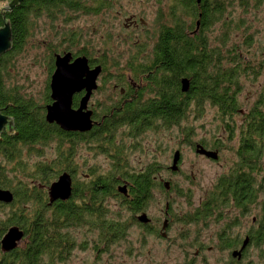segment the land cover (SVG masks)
Listing matches in <instances>:
<instances>
[{
	"label": "trees",
	"instance_id": "16d2710c",
	"mask_svg": "<svg viewBox=\"0 0 264 264\" xmlns=\"http://www.w3.org/2000/svg\"><path fill=\"white\" fill-rule=\"evenodd\" d=\"M205 5V16L201 17L203 26L197 32L190 34L179 28L174 31L163 28L155 35L149 53L145 55L150 63L135 62V55H130L125 61L122 68L131 71V74L138 68L145 71L150 69L147 81L143 79L146 82L139 89L154 92L155 98H148L142 104L138 101L127 102L112 113L104 114L101 123L129 122L142 128H168L176 125L186 141L192 127L181 121L189 112L196 116L201 114L205 102L214 106L225 138H236L233 149L235 158L226 170L216 176L198 204L191 210L181 212L175 220L198 224L195 228V234H198L199 228L223 216L224 207L233 206L238 214L246 213L251 203L256 202L258 194L263 193L259 212L254 216L255 224L249 227L247 233L250 243L264 244V82L250 106L241 111L236 97L238 68L233 57L227 59L230 64H221L218 47L219 43L226 40L229 24L222 23V35L216 37L213 45L205 34V30L221 18L222 2L206 0ZM87 9L83 0H21L10 10H3L2 14L8 19L10 26L11 46L0 54V107L3 113L11 116L13 130L16 132L1 133L0 158L15 162L23 170L26 163L18 156L22 147L27 146V149L40 153L41 150L35 148V144L40 147L52 139L54 155L49 160L34 162L30 168L29 173L37 180V184L14 182L5 175L4 164L0 163V187L11 189L15 194V201L19 203L16 207H11L2 218L3 221H0V233L9 223H16L24 230L21 243L0 255V264L64 262L73 244L69 231L65 229L68 226L86 225L89 229L95 228L102 242L118 239L124 234L127 222L118 216H107L105 197L119 195L120 206L135 214L147 205L154 187L163 188L161 182L153 177L159 166L152 162L140 170H122L119 178L112 172H100L91 167L90 176L74 179L75 168L71 159L74 153V134L60 129L54 123L46 122L43 117L45 104L49 102L48 83L42 103H36L31 97L19 93L13 85L5 84L8 60L22 49L34 18L44 15L49 20L61 17L66 21L71 17L70 11L87 12ZM2 22L0 14V25ZM78 35L75 30L63 33L65 38L62 40L66 45L62 49L51 43L46 44L49 73L53 67V53L70 50V45L79 40ZM71 52L72 56L85 55L90 64L99 62L102 67L104 65V59L90 56L84 47ZM247 72L255 77L257 69L248 66ZM182 76L189 79V87L185 92L179 89V79ZM116 78L118 75L115 82L121 85L123 80ZM127 89L133 88L128 86ZM140 106L149 109L142 111ZM234 114L240 115L239 123L235 121ZM95 129L96 133L109 130L108 126L103 125ZM108 138L95 134L93 142L101 150L110 144ZM221 139L214 137L211 145L218 149ZM63 170L72 175L71 194L64 200L57 199L47 204L45 186ZM121 178L127 180L126 195L117 193L115 189V184ZM173 188L175 185L172 183L167 190ZM27 199L31 201L29 209L25 204ZM134 214L129 219L134 220ZM231 222H225L217 232L219 247L236 244L227 233Z\"/></svg>",
	"mask_w": 264,
	"mask_h": 264
},
{
	"label": "rangeland",
	"instance_id": "374dc122",
	"mask_svg": "<svg viewBox=\"0 0 264 264\" xmlns=\"http://www.w3.org/2000/svg\"><path fill=\"white\" fill-rule=\"evenodd\" d=\"M83 1L87 5L89 0ZM139 1L141 2V0L114 1L113 7L96 14L70 11L71 17L66 21L61 17L49 20L44 15L34 18L30 34L26 37L22 49L8 60L5 84L13 85L19 93L31 97L36 103H42L50 74L46 44L51 43L62 49L66 45L62 40L65 36L62 34L75 30L79 34V40L71 44L69 49L76 51L84 47L90 56L104 59V69L96 78L97 86L91 97V101L104 103L108 96L112 97L115 94L117 88L112 89V82L117 73L122 71L127 58L135 55V62L142 61L149 53L156 35L139 30L129 31L122 26L123 16L138 9ZM219 1L223 5L221 18L217 23L210 25L205 34L213 45L216 43V37L222 35V23L229 24L226 40L222 44L219 43V54L222 65L230 64L227 59L233 57L235 63L238 60L239 66L245 67L244 71L238 72L236 78L238 84L236 97L243 111L253 102L264 82V0ZM150 15L148 13L144 19L148 20ZM248 66L257 69L255 77L247 72ZM233 116L238 123L240 115ZM181 123L192 127L188 140H184L176 125L168 128L145 127L136 141L132 138L130 142V138L126 137L124 140L126 147L120 159L125 170L130 171L140 170L147 163L154 162L159 165L160 177L169 179L175 185L171 190L154 187L152 198L142 209L154 223L159 224L160 220L155 219L161 216L160 209L163 207L164 199L170 201L173 220L168 230L170 235L168 241L171 243L169 248L167 249L168 241L165 242L166 240L153 233L144 232L143 228L135 223V219H129L134 213L120 206L119 196L110 195L104 200L107 216H118L127 222L124 234L111 242H102L95 228L89 229L86 225L68 226L65 229L69 231L73 244L64 264H185L187 261L190 264H225L229 261L232 264H264V244L254 245L248 241L243 249L244 254L237 261L229 254L232 248L238 247L249 227L255 224L254 216L259 212L263 193L258 194L256 202L251 203L246 213L238 214L233 206L224 207L223 216L199 228L198 234H195L198 224L175 220L181 212L196 206L212 186L216 176L226 170L235 158L233 149L236 144V138L232 140L225 138L221 123L216 117L215 107L206 102L201 114L196 116L189 112ZM216 136L222 139L218 146L219 157L215 160L198 155L189 144V141L200 140L206 145H211ZM53 144L54 139L40 147L35 144V148L41 150L40 153L27 149V146L22 147L18 156L26 163L23 170L15 162L0 158V163L4 164L5 175L14 182L37 184V180L29 173L30 168L34 162L49 160L54 155ZM82 145L78 146L71 158L74 167L78 166L80 170L78 172L75 169L74 179H82L80 172L84 168L94 167L100 172L109 169L110 158L104 151L99 150L96 145L88 146L86 143ZM176 148L181 153L178 170L173 172L165 166L170 163L172 151ZM26 203L30 204L31 201L27 200ZM10 208L9 205L0 206V221H3L2 218ZM225 222H231L227 233L236 244L219 247L217 232ZM183 232L185 234L182 235ZM198 248L199 255L194 257L193 252Z\"/></svg>",
	"mask_w": 264,
	"mask_h": 264
},
{
	"label": "flooded vegetation",
	"instance_id": "af4514ba",
	"mask_svg": "<svg viewBox=\"0 0 264 264\" xmlns=\"http://www.w3.org/2000/svg\"><path fill=\"white\" fill-rule=\"evenodd\" d=\"M114 1L117 2L118 0H89L87 3V7H88L87 12L93 13V14L103 12L102 10H104L106 8L108 9V7L111 8L114 6L113 5L115 3ZM219 2H221V1H219ZM141 3H142V6H141ZM205 4H206V0H141V2L139 1V3H138L139 8L136 9L135 11H132L127 16H123V21L121 24L123 27H125V29H127L129 31L139 30V31L146 32V33L157 34L163 28H167V30H169V31H174L176 28H179L183 32L191 34V33L197 32L198 29L203 26V25H201L202 24L201 17L204 18V16H205V12H206V5ZM147 12L151 15H150V18L148 20H145L144 19V17H146L145 15H148ZM118 13H119V11H118ZM144 61H146L147 63H150L149 62L150 60L147 59V57H144L142 59V61H140V62H144ZM237 62H238V60L236 61V63ZM236 63H235V65L238 68V71H237V74H238V72L243 70L245 67L239 66V64L238 63L236 64ZM88 64H89V66L99 64L100 65V72L99 73H101L103 71L102 63L94 62V63H91V64L88 63ZM151 71H152V69H151ZM130 72L131 71H127V70L125 71V69H122L121 72L117 73L118 78H116V79H122L123 80L122 84L121 85L117 84L115 82V79H114V81L112 82V89L117 88V89H115L116 91H114L115 94L112 97L108 96L107 101H104V103H102L100 101H97V102L91 101L92 93L95 89L92 90V92L90 93V96L87 100V108L91 110V115H90L91 120H92L91 127L88 130H84V131L70 130L73 132L74 139H75L74 140V152H75V150H77L78 146H80L84 143H86V145H88V146L95 145V144H93L94 143L93 137L95 134H100L101 136L109 137L108 139L110 140V144L108 145L107 148H106V146H105V148H102L101 151H104L107 154V157L110 158L109 161L111 162V164H110L107 172L114 173L117 176V178L121 177L120 175H121L122 170H125V167H121L122 164H121V160H120L122 155H123V149H125V147H126L124 140L126 139V137H128V138H130V142L132 141V138H134L136 141L137 137L139 136V133L142 130V127H136L135 124L129 123V122H120V123H113V124L101 123V118L104 114L112 113L113 110L119 109L120 107H122L127 102L138 101V102H141V104H142L144 102H147L148 98H155L154 92H151V91L146 90V89H139L141 87V85H143L147 81L146 79L149 75L148 73L150 72V69L145 71L143 68H138V70L135 71L134 73L131 74ZM143 79H145L146 81L145 80L143 81ZM128 86L133 88V89H127ZM136 87H138V88H136ZM82 93H83V90H80V91L73 94L72 102H71L72 107H76L78 98L80 97V95ZM236 94H237V92H236ZM49 101H50V99H49ZM139 109L142 111H146L149 108L145 107V106H140ZM44 111H45V107H44ZM1 112L3 113L2 110H1ZM4 114H6V113H4ZM6 115H8V114H6ZM43 117H44V115H43ZM48 123H54V122H48ZM99 125L108 126L109 130L108 131H106V130L105 131H98V133H96L95 128H97ZM149 128H151V126H149ZM12 129H13V121H12ZM2 132H6L5 128L2 129V131L0 132V135ZM195 143H200L205 148L216 149L217 152L219 151L216 147H213L212 145H206L205 143H203L200 140L199 141H197V140L196 141H189V144L193 148V150H194V144ZM180 153L181 152L179 150V158L176 162L177 168L175 170H171L169 168V164H170L169 163L168 165L165 166L166 169H169L170 171H173V172L178 170V164L180 161ZM197 154L205 157L203 154H199V153H197ZM218 157H219V152H218ZM205 158H207V157H205ZM115 162H117V163H115ZM170 162H171V158H170ZM152 163H154V162H152ZM154 165L159 166L158 164H155V163H154ZM75 169L78 172L80 171L78 166H76ZM89 171H90L89 168H87V169L84 168V170H82V172H80L81 177L90 176ZM158 172H159V168L154 172L153 177H156L162 184V180L164 178L160 177ZM70 176H71V183H72V175L70 174ZM166 180L168 181V187L164 188V186H162L163 189H168L170 184H172L169 179H166ZM122 182L126 183V193L123 194V193L118 192L117 190H116V192L121 194V195H126V194H128V185H127V180L125 178H121V180L115 184V189H116V185L120 184ZM28 188L29 187H27V189ZM7 189L11 191L12 199L9 202L0 201V206H8L9 205L12 208H14L19 203L17 201H15L14 192L9 188H7ZM45 194H46V198H47L46 186H45ZM115 196H119V195H115ZM27 200H29V199H27ZM27 200L25 201V204L28 206V209H29L30 204L26 203ZM165 201L167 202L166 208H164V202ZM164 202H163L162 209H160L161 210V216L160 217L158 216L155 219L156 221L160 220L159 224L154 223V221H152L151 217H149L144 210L138 211L137 213L134 214V216L140 212H145L149 218L148 221L141 222L135 218V220H136L135 223H137L138 226L142 227L144 232L153 233V234L157 235L160 239L166 240L165 242H167L168 239L170 238V235L168 234V230H169V227L171 225L172 214L170 211V204L168 205V199L165 198ZM47 204H50V203H47ZM164 218L166 219V224H165L164 228H161V226H162L161 223H162V220ZM28 219H29V217H28ZM11 225H16L20 230H22V236L19 238L16 246L11 248L10 250L2 251L0 248V255L7 253V252L11 251L12 249L16 248L24 238L23 228L20 227L16 223H9L4 228V230L0 233V238H1L2 234L6 231V229ZM244 236L247 237V242H248L249 241L248 233L245 232L243 237ZM242 238H241V240H242ZM241 240H240V242H241ZM170 244L171 243L168 241L167 242V249L169 248ZM239 245H240V243H239ZM239 245H238V247H239ZM243 249H244V247L241 249L239 257H233L231 255L230 256L232 258H234L236 261L239 260L243 254V251H244ZM199 252H200V248L196 249L193 252V256L197 257L199 255L198 254ZM193 260L194 259H192V261ZM59 262H60L59 264H64V262H61V261H59ZM230 262L231 261L226 262L225 264H229ZM185 264H190V262L188 263V261H187V262H185Z\"/></svg>",
	"mask_w": 264,
	"mask_h": 264
},
{
	"label": "water",
	"instance_id": "95a60500",
	"mask_svg": "<svg viewBox=\"0 0 264 264\" xmlns=\"http://www.w3.org/2000/svg\"><path fill=\"white\" fill-rule=\"evenodd\" d=\"M21 0H0V14L2 24L0 25V54L8 50L11 46V31L8 19L3 16V10H10ZM52 70L48 78V96L50 101L45 104L44 119L47 122H54L60 129L65 131L88 130L92 125L91 110L87 108V100L92 90L97 86L96 78L100 72V65L89 66L85 55L72 56L70 50H64L61 53L54 52L52 56ZM189 79L185 76L179 79V89L182 92L187 91ZM83 90L77 101L76 107L71 106L74 93ZM2 108V107H0ZM11 116L1 112L0 109V132L3 128L7 133L16 132L12 129ZM1 139V138H0ZM194 152L203 154L212 160L217 159L216 149L205 148L200 143L194 144ZM179 158V150L172 151L169 168L175 170L176 162ZM164 188L168 187V181L162 180ZM116 190L120 193H126V183L122 182L116 185ZM47 203L56 199L64 200L71 194V176L68 171L59 172L56 177L46 186ZM12 199V193L7 188L0 187V201L9 202ZM167 202H164L166 208ZM138 221H148L145 212L135 215ZM166 219L161 223L164 228ZM22 236V230L16 225L9 226L0 238V248L2 251L10 250L15 247L19 238ZM247 243V237L244 236L238 248H232L230 255L239 257L241 249Z\"/></svg>",
	"mask_w": 264,
	"mask_h": 264
}]
</instances>
